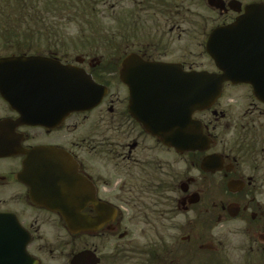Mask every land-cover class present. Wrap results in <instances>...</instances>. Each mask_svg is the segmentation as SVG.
<instances>
[{"label":"flooded vegetation","instance_id":"af4514ba","mask_svg":"<svg viewBox=\"0 0 264 264\" xmlns=\"http://www.w3.org/2000/svg\"><path fill=\"white\" fill-rule=\"evenodd\" d=\"M162 1L146 0V13L152 11L151 3L161 6ZM174 1L177 7L173 13L181 15L183 10L190 12L186 4L192 5L194 0ZM205 1L220 18H226L225 22L215 28L233 23L249 5H264V0H215L213 3L216 9L210 7L208 0ZM169 25L171 31L181 27L179 22H171ZM148 53L146 49V56H142L146 62L181 64L182 70L192 71L183 62L155 60ZM84 63L94 73L95 64L92 61ZM94 78L96 82L107 86L102 76L101 80ZM124 88L126 95L120 99L116 91L109 90L107 86L108 90L96 107L74 112L70 111L69 101L67 107L69 95L65 90H50L57 92L52 95H36L43 103L53 102L50 106L53 110L45 118L46 126L23 123L20 114L7 101L10 97L5 99L0 93V148L5 152L0 157V203H5L0 207V214H5L12 221L13 228L12 231L2 233V236L7 235L8 238L0 241V264H52L58 260L62 261L61 264H120L119 256L124 250L118 246L111 249L110 258L107 259L95 247L58 252V247L38 245L37 242L38 239L58 238L61 232L67 237L71 235L73 239L119 237L122 225L130 220V214H126V217L123 212V205L131 202L139 204V197L146 192V136L158 140L147 134L129 113V91ZM15 98L21 99L18 96ZM246 108L237 118H227L224 124V135L227 138H224L222 152L216 150L219 143L212 134L215 128L210 132V126H204V133L212 140L208 154L223 157V169L216 174H223L227 198L218 202L204 200V189L194 190L196 181L193 178H187L186 182L178 181L175 187L167 188L166 192L172 189V193L180 196L165 198L157 214L162 246L157 254L149 249L144 252L147 264H153V261L156 264H264V104L258 102ZM94 112L96 116L91 126L87 125L77 133L76 121ZM197 114L194 113L193 118ZM212 114L216 116L217 112L213 111ZM135 127L140 131L138 134L135 133ZM141 138L142 142H139ZM41 147H55L72 157L77 173L91 187L90 200L82 214L101 217L103 224L97 230L72 234L59 213L32 202L29 189L18 181L17 175L22 170L25 152ZM168 150L177 155L174 150ZM103 162L113 170L111 176L102 172ZM91 164L97 165H94L97 172L93 174L88 169ZM199 164L200 161L194 163L195 167H199ZM137 165L139 167H134ZM134 169L140 170V173L130 176ZM112 178L116 182V192L110 190L108 180L113 182ZM132 178H138L139 181L129 190H138L140 195L124 203L118 188L123 191L127 180ZM180 216L184 219L178 220ZM154 222L150 215H146V224L152 231H157ZM221 228H224L221 232L224 237L216 240L214 232ZM124 236H127L126 232L119 238ZM66 245L69 243L66 242ZM87 252L90 253L89 259L78 257Z\"/></svg>","mask_w":264,"mask_h":264},{"label":"water","instance_id":"95a60500","mask_svg":"<svg viewBox=\"0 0 264 264\" xmlns=\"http://www.w3.org/2000/svg\"><path fill=\"white\" fill-rule=\"evenodd\" d=\"M214 1L208 0L209 5L217 9ZM205 50L218 73L184 72L181 64L146 62L136 54H129L119 69V80L129 90L131 116L148 134L179 154L210 149L211 137L192 115L210 109L220 98L224 83L250 86L255 98L264 104V5H249L233 23L212 30ZM76 62L83 60L77 58ZM50 90H65L69 95L67 107L69 101L74 112L96 107L107 88L95 83L84 69L52 58H0V93L5 99L10 97L7 101L23 123L48 125L45 118L53 110V102L43 103L36 95L57 93ZM4 153L0 148V157ZM25 156L17 179L29 188L33 203L59 213L72 234L95 231L103 224L101 217L82 214L91 187L77 173L69 154L55 147H41L26 151ZM200 169L209 174L221 171L222 155L204 157ZM4 215L0 214V241L8 238L3 232L13 230L12 221ZM89 254L78 257L87 260Z\"/></svg>","mask_w":264,"mask_h":264},{"label":"rangeland","instance_id":"374dc122","mask_svg":"<svg viewBox=\"0 0 264 264\" xmlns=\"http://www.w3.org/2000/svg\"><path fill=\"white\" fill-rule=\"evenodd\" d=\"M161 3V6H154V3H151L152 11L148 13H146V0H98L96 7H93L99 14L96 28L100 29V34L97 37H109L115 44L124 45L127 43L130 46L127 53H122L119 56L104 53V51L97 49V46H95L97 51H90L94 48L95 40L91 29L95 28L93 24L96 25V22L87 24L84 29L86 32H81L78 25L80 22L71 24L68 19L64 20V18L59 22L55 21V27L59 26L58 29L55 28L59 31L56 34L58 35V49L53 48L54 43L50 42V48L41 47L36 53L45 56L58 50L57 56L68 64H74L75 58L78 57L84 58L86 63L87 61H92L95 64L94 74L99 75V77L102 76V81L107 84L109 90H115L120 99L123 95H126V92L118 80L117 70H114V66L116 62L130 53L138 54L140 52V54H143L147 49L150 52L148 54L155 60L164 62L180 61L187 68L194 71H216L213 61L206 54L205 42L210 31L217 25L225 22L226 18H220L215 10L207 6L205 0H194L192 1V5L190 3L186 4L190 12L186 13L182 9L181 15L173 13L177 7L174 0H163ZM171 22H179L181 23V27L171 31L170 28L172 27L169 25ZM88 36L90 40L85 39ZM36 53L28 52L26 55ZM81 66L90 72L85 63ZM257 103L253 99L249 86L225 85L222 96L212 109L198 113L195 118L202 121L206 126H210V132L213 130V127L215 128L212 134L219 143L216 150L222 152L224 138H227L224 135V124L228 120L227 118L231 116L232 119H235L243 110L247 109L246 107ZM211 111H216L217 115L213 116ZM95 114L96 112L82 120L76 121V124H78L77 133L82 131L85 126H91L93 118L96 116ZM134 130L136 134L140 132L136 127ZM138 141L142 142V138ZM145 144L146 192L139 197V204L131 202L128 205H123V212L125 215L130 214L128 215L130 220L125 221L122 225L119 237L124 232L127 234L126 237L106 236L103 238L88 237L73 239L71 235L67 237L65 233L61 232L60 237L38 239L37 244L58 247V252L60 250H81L86 247L90 249L95 247L97 252L105 254L107 259L110 258L111 249L118 246L119 249L124 250L123 254L119 256L120 264H147L144 252L149 249L157 254L160 252L162 246L163 239L161 238L162 235H160L161 229L158 228L159 223L157 221L159 216L157 214H159L162 204L165 203V198H179L180 196L172 193V189L166 192L167 188L173 187L178 181L186 182L187 178H193L196 181L194 190L197 188L204 189L202 196L204 200L210 199L218 202L220 200L224 201L227 198L225 180L222 173L208 176L203 174L198 166L195 167L194 163H199L202 158L201 154L174 155L173 151L170 152L157 141L147 136ZM139 157L142 158L141 155ZM94 165H87L92 174L97 172ZM101 166L102 172L109 173V176H111L113 170L106 166L104 162ZM134 167H139V165ZM137 173H140V170L134 169L130 176H135ZM114 178L111 179L113 182L108 180L111 187L110 190L116 187ZM136 179H128L123 191H120L121 189L118 188V194L124 203L125 200L131 201V198L140 195L138 190H129L130 187H133L139 181L138 178ZM11 192L15 193L16 191ZM113 192H116V189ZM7 196H3L2 198L6 199ZM4 204V202L0 203V207ZM146 215H150L151 219L156 221L154 224L157 227V231H152L146 224ZM182 219H184L182 216L178 218V220ZM222 229L224 230V228L215 230L216 240L224 237L223 233H221L223 232ZM62 235L65 237H61ZM66 242L69 243L68 246ZM66 246L67 248H64ZM189 257L188 255L187 258ZM61 263L62 261L58 260L52 264ZM186 263L189 262L186 261ZM153 264L156 263L153 261Z\"/></svg>","mask_w":264,"mask_h":264},{"label":"trees","instance_id":"16d2710c","mask_svg":"<svg viewBox=\"0 0 264 264\" xmlns=\"http://www.w3.org/2000/svg\"><path fill=\"white\" fill-rule=\"evenodd\" d=\"M97 2L98 0H0V56L36 53L41 47L50 48V42L54 43L53 48L58 49L56 34L59 33V26L55 27V21L59 22L63 18L68 19L71 24L80 22L78 25L81 32H86L84 29L87 24L96 22V25L93 24L95 28H90L95 36L94 48L90 51L99 49L118 56L127 53L130 48L127 43L115 44L109 37H97L100 34V29L96 28L99 14L93 8ZM85 39L90 40V37ZM57 51L53 52L54 55ZM94 76L101 80L99 75Z\"/></svg>","mask_w":264,"mask_h":264}]
</instances>
